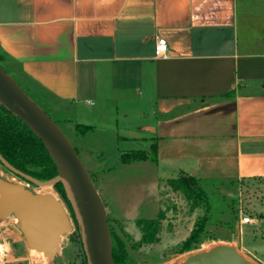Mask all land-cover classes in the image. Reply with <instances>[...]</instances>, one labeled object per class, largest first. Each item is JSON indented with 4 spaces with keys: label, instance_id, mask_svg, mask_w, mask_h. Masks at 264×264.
Listing matches in <instances>:
<instances>
[{
    "label": "crops",
    "instance_id": "0c3cea01",
    "mask_svg": "<svg viewBox=\"0 0 264 264\" xmlns=\"http://www.w3.org/2000/svg\"><path fill=\"white\" fill-rule=\"evenodd\" d=\"M0 54L72 117L155 119L160 178L264 179V0H0Z\"/></svg>",
    "mask_w": 264,
    "mask_h": 264
},
{
    "label": "rangeland",
    "instance_id": "374dc122",
    "mask_svg": "<svg viewBox=\"0 0 264 264\" xmlns=\"http://www.w3.org/2000/svg\"><path fill=\"white\" fill-rule=\"evenodd\" d=\"M6 67L20 87H26L18 68L8 63ZM43 95L50 102L44 106L51 120H59L56 125L79 151L78 156L93 179L105 207L111 245L123 249L126 264H178L188 255L225 240H229L241 256L261 264L254 253L264 260V179L202 181L201 197L186 200L180 192L170 188L168 179L160 178L152 162H119L121 152L149 149L154 138L145 143L140 138L150 135L143 128L147 122L155 123V119H140L131 115V111L114 105L108 106L107 115L102 119L72 117L69 114L72 108ZM124 113H129V118H123ZM67 118H71L69 122H65ZM75 123L88 125L94 131L83 136L75 134ZM82 146L87 148L88 156L80 153ZM0 181L19 184L34 194L54 195L68 216L71 231L58 239L60 250L48 263L86 264L80 235L82 222L77 217L75 222L54 184L27 183L1 162ZM158 214L161 221L157 242L139 245L141 232L136 220L156 218ZM243 217L253 221L243 224L241 233L239 220ZM195 228H202L201 235L183 250V244ZM0 264H37L13 215L0 219Z\"/></svg>",
    "mask_w": 264,
    "mask_h": 264
},
{
    "label": "water",
    "instance_id": "95a60500",
    "mask_svg": "<svg viewBox=\"0 0 264 264\" xmlns=\"http://www.w3.org/2000/svg\"><path fill=\"white\" fill-rule=\"evenodd\" d=\"M0 103L20 118L42 142L58 174L56 178L42 182L15 170L0 158L2 164L14 174L33 183L60 182L76 217L82 222L80 235L86 264H113L105 207L81 159L56 123L1 66ZM77 189L82 194L81 198L78 197ZM0 193V219L11 215L16 217L25 244L35 262L49 264L51 257L60 250L58 239L71 231L62 204L50 193L34 194L19 184L4 183ZM80 206L84 217L80 213ZM178 264L254 263L241 256L230 241L225 240L188 255Z\"/></svg>",
    "mask_w": 264,
    "mask_h": 264
},
{
    "label": "trees",
    "instance_id": "16d2710c",
    "mask_svg": "<svg viewBox=\"0 0 264 264\" xmlns=\"http://www.w3.org/2000/svg\"><path fill=\"white\" fill-rule=\"evenodd\" d=\"M0 66L6 71L7 74H9V70L7 71L5 69L7 68V64L5 63L2 54H0ZM14 81L16 82L15 79ZM17 85L20 87L18 83ZM25 86L26 87L24 88H20L28 95V97H30L35 103H37L49 117H51L49 110L44 106L45 103L50 104L49 100L46 99L41 92H38L36 90L33 91L29 89L27 85ZM53 121L56 124L59 123V120L54 119ZM65 122H68V119H65ZM74 130L78 134L83 136L86 134V132L92 130V127L75 123ZM75 151L78 154V151L76 149ZM0 158L15 170L37 181L43 182L52 180L56 178L58 174L57 169L42 142L29 130V128L23 123L20 118L11 113L1 103ZM118 158L121 164H130L141 161H150L152 163L156 162V144H150L148 150L137 149L121 152ZM20 178L25 180L27 183H32V181L30 180H26L22 177ZM91 180L93 182L92 178ZM167 184L172 190L180 192L186 200H190L192 197H194L196 200L201 197L200 180L195 177L181 175L177 178L168 179ZM54 187L60 193L61 197L68 206L73 219L75 220V222H77L76 215L73 211L69 199L66 196V192L62 184L60 182H56L54 183ZM160 216L161 214H158L156 218L136 220V225L139 227L141 232L139 245L157 242L158 230L161 221ZM76 227L79 228L78 225H76ZM201 233L202 228L193 229L188 240L183 244V250H186L189 247L190 242L197 239L201 235ZM111 253L113 264H126L125 253L120 246L116 247L115 245H111Z\"/></svg>",
    "mask_w": 264,
    "mask_h": 264
},
{
    "label": "built area",
    "instance_id": "2783aa9c",
    "mask_svg": "<svg viewBox=\"0 0 264 264\" xmlns=\"http://www.w3.org/2000/svg\"><path fill=\"white\" fill-rule=\"evenodd\" d=\"M167 54V42L164 38L158 37L155 40V44H154V56L155 57H166ZM252 219L249 217H243L240 218L239 220V224L240 226L243 224H248V223H252ZM239 232H241V228L239 230Z\"/></svg>",
    "mask_w": 264,
    "mask_h": 264
},
{
    "label": "bare ground",
    "instance_id": "6f19581e",
    "mask_svg": "<svg viewBox=\"0 0 264 264\" xmlns=\"http://www.w3.org/2000/svg\"><path fill=\"white\" fill-rule=\"evenodd\" d=\"M9 180H10V179H9ZM3 184H4V183H2V181H0V189L3 187ZM77 191H78V197L81 198V197H82V194H81L80 190L77 189ZM1 199H2V193H0V200H1ZM80 213H81L82 217H84V212H83L82 209H80ZM93 245H94V247H96L94 241H93Z\"/></svg>",
    "mask_w": 264,
    "mask_h": 264
}]
</instances>
